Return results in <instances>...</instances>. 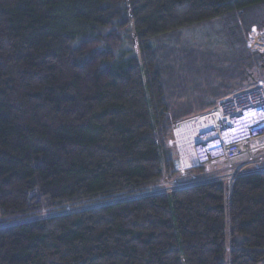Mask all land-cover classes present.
<instances>
[{
  "label": "trees",
  "instance_id": "trees-1",
  "mask_svg": "<svg viewBox=\"0 0 264 264\" xmlns=\"http://www.w3.org/2000/svg\"><path fill=\"white\" fill-rule=\"evenodd\" d=\"M253 26L264 0H0V264H264V171L137 196L177 175L175 128L264 70ZM189 66L219 83L171 92Z\"/></svg>",
  "mask_w": 264,
  "mask_h": 264
},
{
  "label": "built area",
  "instance_id": "built-area-1",
  "mask_svg": "<svg viewBox=\"0 0 264 264\" xmlns=\"http://www.w3.org/2000/svg\"><path fill=\"white\" fill-rule=\"evenodd\" d=\"M247 122L246 128L238 129L235 123ZM264 80L258 85L232 95L221 101L210 112L195 116L182 122L175 131L192 125L193 131H185L177 139L178 156L175 161L177 175L160 186L171 191L211 181L230 178V186L241 175L264 171L259 162L264 160V153L255 155L256 150L264 148ZM178 136V134H176ZM194 139L189 146L187 142ZM173 141V140H171ZM242 155L247 159L235 160ZM223 164L221 167H216ZM256 165L251 170H244L248 165ZM199 168L205 171L199 172ZM232 171L230 175L224 174Z\"/></svg>",
  "mask_w": 264,
  "mask_h": 264
},
{
  "label": "rangeland",
  "instance_id": "rangeland-1",
  "mask_svg": "<svg viewBox=\"0 0 264 264\" xmlns=\"http://www.w3.org/2000/svg\"><path fill=\"white\" fill-rule=\"evenodd\" d=\"M215 24H219L218 22H215ZM256 29L260 39L262 42H264V29H259L257 26H253L250 30V32L247 34V39H246V46L250 49L251 52H258L260 54H263L264 56V51H261L259 49H256L254 47H252L251 45V35L253 32V29ZM206 32L205 30H199V31H193V32H186V34L184 35V41L188 40L191 42H194V44H196L197 46L195 47H200L198 46V44H202V47L209 49L211 47L212 50H215V53L217 54H223L222 56L226 57V53H227V59L230 61L232 60L233 56L236 55V51L232 50V48L229 45V42L224 43L225 40H223V38L221 36H216V35H212V37L210 36H205ZM210 40H213L212 43L210 42ZM185 44H188L187 42H184ZM180 46H183L182 44H180ZM127 49L131 50L132 54H138V49L136 47V45H131L130 43L128 45H126ZM264 63V62H263ZM190 67V68H189ZM187 67L189 69V71L192 72V75H186V79L182 80V79H178V80H174L173 77H170L169 80H171V85H170V90L171 92H176V93H181V94H201V92L203 90H207L211 85H217L219 83L218 79H216L214 76H216V73L210 72L209 74H204L202 77L200 72H202V70L200 71H195V68H191L192 66ZM208 71L211 70L207 69ZM206 71V70H205ZM188 72V71H187ZM197 72V73H196ZM200 77V78H199ZM214 77V78H213ZM214 80V81H213ZM264 80V70L263 71H258V70H254V72L250 73V76L245 78L243 81H239L237 82L238 86L236 87V89L234 90H230L227 92V90L223 91L225 94L221 97L216 98V102L213 105V107L217 106V104L221 101L226 100L227 98L231 97L232 95L239 93L241 91L247 90L249 88H253L255 86L258 85V82ZM208 85V86H207ZM168 89V88H167ZM177 132L175 131V129L173 130L172 133V137L169 139L168 141V145L171 147V151H172V155L178 156V147H177V139L179 138L177 135ZM173 140V141H171ZM177 142V143H176ZM264 153V148L261 150H256L254 152L255 155L258 154H262ZM247 159V155H242L239 156L235 161L236 162H241ZM223 164H218L216 167H221ZM259 166L263 167L264 166V160L259 162ZM256 165H248L247 167L244 168V170H251L253 168H255ZM175 170H176V166H175ZM178 172V171H177ZM232 173V171H228L226 172L224 175H230ZM226 180L229 181L230 184V178L226 177ZM172 180V179H171ZM170 181V180H169ZM167 182V181H165ZM164 182V183H165ZM163 187H156V189H153L149 192H156V191H160L162 190ZM170 191V190H169ZM98 205V204H95ZM94 205V206H95ZM229 243V247H230V241Z\"/></svg>",
  "mask_w": 264,
  "mask_h": 264
},
{
  "label": "bare ground",
  "instance_id": "bare-ground-1",
  "mask_svg": "<svg viewBox=\"0 0 264 264\" xmlns=\"http://www.w3.org/2000/svg\"><path fill=\"white\" fill-rule=\"evenodd\" d=\"M235 126H236L238 129H240V128H246V127L248 126V124H247V122H244L243 120H239V121H237V122L235 123ZM193 127H196V126L188 125V126H185V127L181 128V129H179V130L177 131V134H178L179 139H181V138L183 137V133H184L185 131H193ZM260 127H261V128H264V121H262V122L260 123ZM193 141H194V139L189 140V141L187 142V145L190 146V145L192 144Z\"/></svg>",
  "mask_w": 264,
  "mask_h": 264
},
{
  "label": "water",
  "instance_id": "water-1",
  "mask_svg": "<svg viewBox=\"0 0 264 264\" xmlns=\"http://www.w3.org/2000/svg\"><path fill=\"white\" fill-rule=\"evenodd\" d=\"M150 193H154V192L143 193V194H139V195H137V196L148 195V194H150ZM137 196L124 197V198L116 199V200L109 201V202L121 201V200L129 199V198H133V197H137ZM104 203H108V202H104ZM56 214H57V213H56ZM50 215H55V214H50ZM50 215H49V216H50ZM19 222H21V221H19Z\"/></svg>",
  "mask_w": 264,
  "mask_h": 264
}]
</instances>
